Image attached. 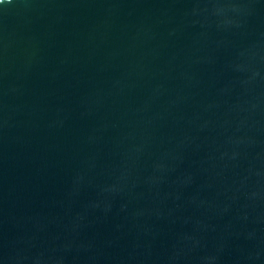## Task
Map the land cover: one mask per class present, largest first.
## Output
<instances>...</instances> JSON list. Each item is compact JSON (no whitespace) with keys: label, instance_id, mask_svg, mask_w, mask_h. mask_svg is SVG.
<instances>
[{"label":"water","instance_id":"water-1","mask_svg":"<svg viewBox=\"0 0 264 264\" xmlns=\"http://www.w3.org/2000/svg\"><path fill=\"white\" fill-rule=\"evenodd\" d=\"M0 264H264V0H0Z\"/></svg>","mask_w":264,"mask_h":264}]
</instances>
